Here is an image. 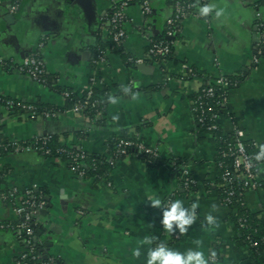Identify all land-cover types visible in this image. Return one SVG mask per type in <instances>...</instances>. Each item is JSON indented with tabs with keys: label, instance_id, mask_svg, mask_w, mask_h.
I'll return each instance as SVG.
<instances>
[{
	"label": "crops",
	"instance_id": "obj_1",
	"mask_svg": "<svg viewBox=\"0 0 264 264\" xmlns=\"http://www.w3.org/2000/svg\"><path fill=\"white\" fill-rule=\"evenodd\" d=\"M148 1L149 13L128 0H21L17 9L15 0H0V98L20 105L13 111L0 104V147L9 149L0 156V190L16 192L13 199L0 200V220H20L16 208L35 190L45 195V206L33 215L34 242L59 264H146L147 246L140 257L133 251L145 236L179 251L200 240L209 259L219 250L217 264H253L250 248L238 243L237 210L225 204L219 190V142L200 129L193 106L212 81L239 79L228 91L220 131L223 136L241 131L245 141L264 145V53L258 55L264 0H206L216 9L206 17L187 15L171 35L173 0ZM119 7L127 34L123 55L108 52L97 61L93 48L109 41L108 21ZM160 39L172 42V56L149 62L148 49ZM34 54L42 59L49 84L19 70ZM63 90L79 98L96 90L99 119L66 110ZM51 136L64 148L106 158L112 165L108 178H83L67 162L15 150V144L35 146ZM118 139L156 149L155 165L136 154L116 155L111 143ZM186 177L192 179L188 187ZM259 181L263 187L247 190L245 203L263 218L264 164ZM152 194L182 199L187 207L198 203L188 233L175 239L162 228V209L147 200ZM25 250L15 230H0V264H16Z\"/></svg>",
	"mask_w": 264,
	"mask_h": 264
},
{
	"label": "built area",
	"instance_id": "obj_2",
	"mask_svg": "<svg viewBox=\"0 0 264 264\" xmlns=\"http://www.w3.org/2000/svg\"><path fill=\"white\" fill-rule=\"evenodd\" d=\"M21 0H15V6L14 9L18 8V4ZM192 0H174V3L172 5L174 14L169 20L167 21V27L168 29H171L173 26L176 25L178 21L183 19L189 11L192 9ZM197 1V10L195 12L196 15L200 16L198 13V8L206 3V0H196ZM127 3H123L121 6H126ZM144 10L146 13H149L151 11V6L149 1L147 0L143 4ZM201 17V16H200ZM109 34L112 37V40L117 44H122L124 39L126 38V31L124 27L125 23V14L123 12V7L116 8L113 12L112 16L109 18ZM259 31H260V45L258 49V55H262L264 53V22H262L259 25ZM171 35L172 32H169ZM172 48L169 44L165 42H159V43H152V47L148 50L147 58H158V57H164L171 53ZM258 61V57H256ZM97 61H104V56L99 55L97 57ZM20 71L28 73L34 80L38 82L44 81V76L46 74L44 63L42 59L38 57L37 54L31 55L28 58L25 59V61L20 65L19 67ZM229 81L225 77H220L211 83L207 85L206 88L202 90L204 92L205 97L213 98L216 95V87L227 90L229 88ZM226 93V91H225ZM227 94V93H226ZM222 95V101L225 103L227 101V96ZM66 97H69V93H65ZM90 97V95H89ZM201 96L194 102V112L201 111V118L200 122L204 121V112L201 110L203 102L201 101ZM0 101L5 102V104L12 108L15 103L12 101H5L0 98ZM90 101L89 99L85 101H81L76 103L75 107L73 108V112L79 115L80 117L86 118L85 110L87 109V106H89ZM47 116L50 115V113H46ZM220 117L217 115L212 116V120L214 122H219ZM217 128L216 125H211L208 129H215ZM236 143L234 146L229 145V151L231 153H225L224 155H232L234 157V163H233V173H226L222 177L223 184L222 186L230 187L235 182L240 183L243 185L244 189L250 190V189H261L263 187L262 183L259 181V169L264 164V159L257 160L256 154L260 151V146L254 144L257 147V153L251 154L247 151L245 140L243 137V133L241 131H237L236 133ZM44 144L48 141V137H45L41 139ZM15 150L17 152H24V151H40L46 155H50L51 151L48 149L44 150V147H39L38 144L34 145H20L15 144L14 145ZM130 149H135L136 151H139L140 153H144L148 155L149 160L157 159L158 152L156 149L150 148L147 145H145L142 142H135L132 140H120L117 145V151L115 152L116 155L122 156V157H128L130 154ZM61 152H65V150H61ZM71 161L73 162L72 169L80 176L84 177L86 175V171L83 168L85 166V160L87 159V155L84 152L80 153H69ZM185 184L188 187L189 184L192 183V179L190 177H186ZM33 191H27V196H31ZM16 192L15 191H1L0 193V200L3 201H9L15 197ZM235 196V192L233 190L227 191V197L225 202L229 203L231 199ZM168 200H173L172 198ZM167 200V201H168ZM29 202L28 201H22V203L17 206L16 212L20 216V219L16 223L11 222H4L0 220V230L11 228L15 230L24 240L27 247L32 246V242H34V236H35V230L36 227L30 223L31 219L33 218V215L36 210L43 208L45 206V202H32L30 203V206H27ZM32 209L29 211L28 209ZM173 237L175 239H180L181 234L177 231L175 234H173ZM217 259L213 256L210 257V262L213 264L216 262ZM59 264L54 258L46 255L42 256H36L33 255V249L32 251H25L19 261L16 264Z\"/></svg>",
	"mask_w": 264,
	"mask_h": 264
},
{
	"label": "trees",
	"instance_id": "obj_3",
	"mask_svg": "<svg viewBox=\"0 0 264 264\" xmlns=\"http://www.w3.org/2000/svg\"><path fill=\"white\" fill-rule=\"evenodd\" d=\"M129 3H138V4H144L147 0H128ZM193 6L192 9L189 11V13L187 15H193L195 14L196 10H197V1L196 0H192L191 1ZM174 3V0H173ZM186 15V16H187ZM185 16V17H186ZM184 19V18H183ZM182 20V19H181ZM180 20V21H181ZM178 21L176 23L175 26H173L171 29H169V32L175 33L178 23L180 22ZM159 42H165L167 44H169L172 48V51L169 55L164 56V57H158V58H149V62H162L165 59H168L172 56V52H173V44L171 41L166 40V39H160V40H155L153 41V43H159ZM152 47V45L150 46V48ZM149 48V49H150ZM148 49V50H149ZM93 54L95 56V58H97L99 55H103L105 56L106 53L108 52H113V53H120L123 55V48L121 44H117L112 40V37H109V41H107L106 43L103 41H99V43H97V45L93 48ZM125 59H127V56L124 55ZM131 63L134 64L135 60H131ZM230 83H229V88L227 90L225 89H221L216 87V95L213 98H209V97H205L204 92L201 91V93L199 94V96L196 98V100L201 96V101L203 102L202 108L201 110L204 112V121L200 122V118H201V111L199 112H194V115L196 117V121L197 124L199 125L200 129L204 132L207 133H211L212 135H214L218 142H219V164H220V193L222 195V198L225 202L226 197H227V191L233 190L235 192V196L231 199V201L229 203L225 202V204L229 207L235 208L237 210V214H236V222L237 225L239 227L240 230V238L238 239V243L239 244H243L245 246H248L252 252V263L253 264H264V217L263 218H258V216H256L255 214L251 213L245 203V193L247 191V189L243 188V185L240 183L235 182L233 185H231L230 187L227 186H222L223 181H222V177L224 174L226 173H233V163H234V157L232 155H224L225 153H231L229 151V145L234 146V144L236 143V134L231 135V136H223L220 128H219V122H214L212 120V116L213 115H217L219 117H221L222 115H224L226 113L225 110V103L222 101V95L224 96V94H228L229 89H231L232 87L236 86L239 83V79L235 78V77H225ZM43 83L49 84V78L48 76L45 74L44 76V81H42ZM208 85V84H207ZM207 85L204 87L206 88ZM203 88V89H204ZM64 91V90H63ZM69 93V97L67 98V105H66V110H71L73 111V108L75 107L76 103L81 102V101H85L87 99H89L90 104L89 106H87V109L85 110V117L87 119H89L90 121H95L99 119V114H100V106L97 103L96 100H98V97L96 95V90H94V95H85L84 97H77L75 94H71L72 92L67 90ZM226 91V93H225ZM66 93V91H64ZM227 94L225 96H227ZM0 104H5V102L0 101ZM20 105L16 104L12 107L13 111H17L19 110L18 108ZM195 106V105H194ZM193 106V108H194ZM37 112L39 113H56V110H40L38 109ZM216 125L217 128L215 129H211L209 130L208 128L211 125ZM121 140H130V139H121ZM119 139L114 141L113 143H111V145L113 146V151L114 153L117 151V145L119 143ZM135 141V140H132ZM138 142V141H135ZM245 145H246V149L249 153L251 154H256L257 153V147L254 145V143H252L251 141H244ZM39 147H44L45 149H48L51 151L50 155H46L43 153V151L41 152V154H43V156L48 157V158H54V159H59L61 161L67 162L69 167L72 168V164L73 162L71 161L70 155L69 153H80L82 151L76 150V149H69V148H64L63 146H61L59 144L58 138L56 136H51L48 137V141L46 142V144H44V142L41 140L38 143ZM4 147H0V156L5 155L8 150L3 149ZM65 150V152H61V150ZM130 154H136L140 159H142L147 165L149 166H153L156 163V159H152L151 161L149 160L148 155L144 154V153H140L139 151H136L135 149H130ZM87 155V159L85 160V166L83 167L86 171V175L83 178H93L96 180H103V179H107L108 175H109V171L111 169V163L110 161H108L106 158H101L97 155ZM180 165H182V162H176V166L179 167ZM1 175V174H0ZM2 176V175H1ZM2 178H0V183L2 182ZM1 193V190H0ZM44 194L37 192V191H33L31 196H26V198L24 199L25 201H28L29 203L27 204V206H30V203L32 202H45L44 199ZM29 211H31L32 209H28ZM22 220V219H20ZM30 223L32 225H34L37 229V225H36V220L33 217L30 221ZM26 246V250L27 252L32 251L33 249V255L36 256H42L43 253L40 250V246L35 243L32 242V246L31 247H27ZM211 256L215 257L217 259L216 262H214L213 264H217L220 255H219V250L217 248H215L212 251ZM32 264V262H31ZM211 264V262H210Z\"/></svg>",
	"mask_w": 264,
	"mask_h": 264
},
{
	"label": "clouds",
	"instance_id": "obj_4",
	"mask_svg": "<svg viewBox=\"0 0 264 264\" xmlns=\"http://www.w3.org/2000/svg\"><path fill=\"white\" fill-rule=\"evenodd\" d=\"M216 5L212 3L204 4L198 8L200 16H208ZM221 15L220 10H216V16ZM125 91H128L125 88ZM112 102H116V98H111ZM256 159H264V145L260 146V151L256 154ZM147 200L150 201V206L153 208L162 209V219L160 223L162 228L170 234H175L177 231L180 234L188 233L191 226L197 220L198 203L193 202L190 207L185 206L182 199L163 200L159 195H149ZM207 221L210 226L215 225V217L211 214L207 216ZM157 237L145 236L140 240V246L136 247L134 255L140 257L142 255V247L147 246L146 264H210L209 257L201 249L202 241H195V248H188L185 251H179L161 241L155 243Z\"/></svg>",
	"mask_w": 264,
	"mask_h": 264
},
{
	"label": "water",
	"instance_id": "obj_5",
	"mask_svg": "<svg viewBox=\"0 0 264 264\" xmlns=\"http://www.w3.org/2000/svg\"><path fill=\"white\" fill-rule=\"evenodd\" d=\"M168 39H171V37H170V38H168Z\"/></svg>",
	"mask_w": 264,
	"mask_h": 264
},
{
	"label": "bare ground",
	"instance_id": "obj_6",
	"mask_svg": "<svg viewBox=\"0 0 264 264\" xmlns=\"http://www.w3.org/2000/svg\"><path fill=\"white\" fill-rule=\"evenodd\" d=\"M29 248V247H28Z\"/></svg>",
	"mask_w": 264,
	"mask_h": 264
}]
</instances>
